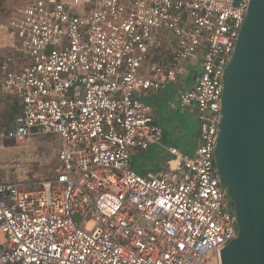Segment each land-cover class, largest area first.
Segmentation results:
<instances>
[{
	"label": "built area",
	"instance_id": "2783aa9c",
	"mask_svg": "<svg viewBox=\"0 0 264 264\" xmlns=\"http://www.w3.org/2000/svg\"><path fill=\"white\" fill-rule=\"evenodd\" d=\"M249 4L27 0L0 25V91L21 107L0 140L57 135L61 161L0 180V264H223L238 226L215 150ZM194 71L172 108L196 109V152L170 146L165 169L138 173L134 152L164 138L142 96Z\"/></svg>",
	"mask_w": 264,
	"mask_h": 264
},
{
	"label": "water",
	"instance_id": "95a60500",
	"mask_svg": "<svg viewBox=\"0 0 264 264\" xmlns=\"http://www.w3.org/2000/svg\"><path fill=\"white\" fill-rule=\"evenodd\" d=\"M215 157L238 226L223 264H264V0H250L224 75Z\"/></svg>",
	"mask_w": 264,
	"mask_h": 264
},
{
	"label": "rangeland",
	"instance_id": "374dc122",
	"mask_svg": "<svg viewBox=\"0 0 264 264\" xmlns=\"http://www.w3.org/2000/svg\"><path fill=\"white\" fill-rule=\"evenodd\" d=\"M25 2L27 0H0V25H7L12 14ZM192 75L169 82L157 98H144L165 130V145L173 144L183 149L195 147L198 142L200 121L197 111H192V107L172 110L167 103V100L176 99L177 93L185 88V83L193 82ZM9 100L12 99L0 91V127L10 123L15 117ZM59 144V137L51 134L32 136L23 145L10 139L0 140V179L19 178L31 182L54 177L61 165ZM167 156L170 154L163 146L138 151L133 156V168L138 173L147 175L150 170L155 171L160 160ZM76 217L78 220L82 218L79 214Z\"/></svg>",
	"mask_w": 264,
	"mask_h": 264
},
{
	"label": "crops",
	"instance_id": "0c3cea01",
	"mask_svg": "<svg viewBox=\"0 0 264 264\" xmlns=\"http://www.w3.org/2000/svg\"><path fill=\"white\" fill-rule=\"evenodd\" d=\"M8 42H10V38H9ZM8 42H7V44H8ZM0 43H1V42H0ZM162 57H163V56H160V54H158V55L152 57L151 62H153V61H161V60H162ZM196 72H197V71H196ZM196 72H195V71L193 72V75H192L193 82H192V83L195 82ZM167 84H168V83H166L164 86H162V88H160L158 91H149V92H147L145 95L142 96L143 101L151 107V105L148 103V101H146L144 98H145V97H154V98H157V96H158V95H159V94H160V93H161V92L167 87ZM185 84H188V83H185ZM189 85H190V84H189ZM1 92H2V91H1ZM179 92H180V91H179ZM179 92H178V93H179ZM3 93H5V92H3ZM178 93H177V95H178ZM6 94H7V93H6ZM7 95L12 99V100H9L10 104L12 105V107H13V106H17V110H16V114H15V118H16L17 114H19V112H20L21 107H20L19 102H18L17 100H15L10 94H7ZM154 101H157V100H154ZM1 102H2V101H0V103H1ZM175 102H176V100H167V103H168L170 109H172V110H178V109H174V108H172V104L175 103ZM151 109H152V107H151ZM192 111H196V109H194V108L192 107ZM153 115H154V113H153ZM154 117H155L156 121L159 123V125L162 127V125H161L160 121L157 119V117H156L155 115H154ZM15 118L13 119V121H12L8 126H11V125L13 124ZM8 126H6V125H1V127H8ZM162 128H163V127H162ZM163 130H164V128H163ZM199 130H200V127H199ZM165 137H166V133H165V130H164V138H163L162 143H161V144L154 145V146H163V147H165V148L167 149V151L169 152V149H168V148H169L170 146H176V145H173V144L165 145V144H164ZM197 138H198V142H197L196 146L194 145L195 147H185V148H183V149H182L181 147H179V146H176V147H178V148H179L183 153H185V154L193 155V154L196 152V150H197V148H198V146H199V143H200V131H199V134H198V137H197ZM152 147H153V146H152ZM136 152H138V150L134 152V155H135ZM169 154H170V152H169ZM134 155H133V156H134ZM171 158H172V155L170 154V156H167L166 158L160 160V163L157 165L156 170H155V171H151V170H150L149 173H154V174H158V173H160L163 169H165V166L168 165V161H169ZM149 173H148V174H149ZM18 179H19V178H18ZM0 180H8V179H0ZM19 181L26 182V181H23V180H21V179H19ZM29 182H30V181H29ZM31 182H32V181H31Z\"/></svg>",
	"mask_w": 264,
	"mask_h": 264
},
{
	"label": "trees",
	"instance_id": "16d2710c",
	"mask_svg": "<svg viewBox=\"0 0 264 264\" xmlns=\"http://www.w3.org/2000/svg\"><path fill=\"white\" fill-rule=\"evenodd\" d=\"M16 110H17V106H13V107H12V111H13L14 114H16ZM14 118H15V117H14ZM12 121H13V120H11V122H12ZM11 122H10V123H11ZM10 123H7V124H5V125L8 126ZM138 151H145V150H138ZM165 167H166V166H165Z\"/></svg>",
	"mask_w": 264,
	"mask_h": 264
}]
</instances>
